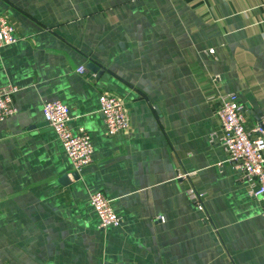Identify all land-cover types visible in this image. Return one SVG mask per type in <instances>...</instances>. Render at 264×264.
<instances>
[{
    "label": "crops",
    "instance_id": "obj_1",
    "mask_svg": "<svg viewBox=\"0 0 264 264\" xmlns=\"http://www.w3.org/2000/svg\"><path fill=\"white\" fill-rule=\"evenodd\" d=\"M0 16L18 38L0 50V88H18L0 122V264H264V203L211 138L219 95L246 131L264 123V0H0ZM103 93L124 102L126 135L106 134ZM54 100L93 146L77 178L37 126ZM98 191L119 227L100 228Z\"/></svg>",
    "mask_w": 264,
    "mask_h": 264
},
{
    "label": "built area",
    "instance_id": "obj_2",
    "mask_svg": "<svg viewBox=\"0 0 264 264\" xmlns=\"http://www.w3.org/2000/svg\"><path fill=\"white\" fill-rule=\"evenodd\" d=\"M18 38L7 18L0 16V50L14 45ZM213 54V51H208ZM77 73L84 74L85 68L79 67ZM214 78L213 81H216ZM15 86L0 88V122L16 113L12 99L17 93ZM219 107L216 111L220 123L219 132L212 134L227 155V162L241 173V181L249 187V195L264 203V123L251 131L244 129V107L235 94L218 96ZM98 112L103 118L107 135L117 133L126 135L129 131V117L124 102L111 94L103 93L98 98ZM42 115L48 127L55 134L69 160L72 171L77 174L91 165L93 146L88 134L83 128L73 131L69 127L71 121L67 106L58 100L44 101ZM252 134L260 137L253 139ZM187 199L198 210L203 211L204 193L197 192L192 187L185 192ZM89 205L99 221L102 229L117 228L121 219L117 216L110 200L102 192H93L88 197ZM264 220V209L261 213Z\"/></svg>",
    "mask_w": 264,
    "mask_h": 264
},
{
    "label": "water",
    "instance_id": "obj_3",
    "mask_svg": "<svg viewBox=\"0 0 264 264\" xmlns=\"http://www.w3.org/2000/svg\"><path fill=\"white\" fill-rule=\"evenodd\" d=\"M87 69L93 73H96L97 75L101 74L99 68H97L93 63H89L87 65ZM39 128L42 126H48L46 122H44V125H37ZM74 178H77V175L74 173Z\"/></svg>",
    "mask_w": 264,
    "mask_h": 264
}]
</instances>
